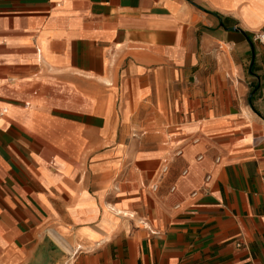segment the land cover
<instances>
[{"label": "crops", "instance_id": "0c3cea01", "mask_svg": "<svg viewBox=\"0 0 264 264\" xmlns=\"http://www.w3.org/2000/svg\"><path fill=\"white\" fill-rule=\"evenodd\" d=\"M260 32L264 0H0V264H264Z\"/></svg>", "mask_w": 264, "mask_h": 264}, {"label": "built area", "instance_id": "2783aa9c", "mask_svg": "<svg viewBox=\"0 0 264 264\" xmlns=\"http://www.w3.org/2000/svg\"><path fill=\"white\" fill-rule=\"evenodd\" d=\"M255 40L264 45V32L257 33L255 35ZM5 113H6L5 109L0 110V116L4 115ZM165 171L166 168H163L162 173H164ZM207 180H209V177H207ZM153 189H155V187Z\"/></svg>", "mask_w": 264, "mask_h": 264}]
</instances>
